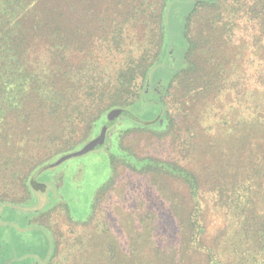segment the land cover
I'll use <instances>...</instances> for the list:
<instances>
[{
	"label": "rangeland",
	"instance_id": "rangeland-1",
	"mask_svg": "<svg viewBox=\"0 0 264 264\" xmlns=\"http://www.w3.org/2000/svg\"><path fill=\"white\" fill-rule=\"evenodd\" d=\"M198 1L167 0L162 62L150 73L143 98L130 108L139 120L155 121L154 129L120 114L102 147L38 171L43 162H55L61 152L86 143L83 115L68 117L65 111L76 98L68 86L79 79L86 86V75L114 76L135 45L148 46L146 34L157 26L153 15L164 1L24 0L22 9L31 7L38 16V21L33 17L32 49L21 58V67L34 79L20 92L21 105L7 108L0 123V264H177L164 253L183 250L179 242L189 236L190 214L199 205L205 230L193 256L204 257L196 250L212 245L226 226L225 210L215 207L222 205L218 190L227 193L233 187L227 176L219 181L229 170L213 159L228 153L212 147L217 138V144L223 142L211 128L222 127L210 116L216 98L194 92L186 106L180 104L182 89L170 90L166 101L174 110V131L165 129L167 116L159 103L172 72L184 63L182 30ZM190 26L196 29L202 22ZM205 58L203 51L197 55L198 68ZM56 68L51 74L49 69ZM51 83L67 96L64 102L52 98ZM105 86L102 90H112ZM216 101L221 108L223 100ZM105 124L106 118L98 121L91 139ZM144 159L167 167H139ZM32 175L46 186L44 196L31 192Z\"/></svg>",
	"mask_w": 264,
	"mask_h": 264
},
{
	"label": "trees",
	"instance_id": "trees-1",
	"mask_svg": "<svg viewBox=\"0 0 264 264\" xmlns=\"http://www.w3.org/2000/svg\"><path fill=\"white\" fill-rule=\"evenodd\" d=\"M163 1L162 8L153 15L157 26L146 34L148 46L139 49L135 45L130 58L120 63L114 76H90L91 79H87L86 75L83 78L86 86L80 83L81 79L68 86L69 90L76 91V98L65 105V111L69 112L68 117L77 112L83 115L82 121L86 123L82 141L88 143L94 139L91 138L99 120L106 118L103 128L108 131L120 114L129 116L141 127L154 129L155 121L139 120L130 108L143 98L150 73L162 62L167 0ZM23 5L24 0H0V123L5 120L7 108L21 105L20 92L31 88L34 79L30 71L21 67V58L32 49L29 42L34 31L33 17L38 21V16L30 13L33 12L31 7L22 9ZM198 21L202 22L201 27L194 29L190 26V23ZM182 35L185 40L184 63L172 72L171 81L163 88L159 100L167 116L165 129L174 131L176 126L174 110L166 101L172 95L170 90L182 89L180 104L186 106L191 105L189 101L194 92L214 96L216 99L210 116L215 121L219 120L222 127L215 129L212 125L211 128L216 130V137L223 138V142L217 144V138L212 147H224L228 153L222 152L218 158L216 154L213 159L215 162L223 161L224 171L229 170L227 175L219 177V181H226L224 178L227 176L233 187L227 193L224 189L218 190L222 205L215 204V207L225 210L226 226L212 245L196 250L204 257L194 259L193 256V248L205 230L198 219L202 209L199 202L197 211L190 214L192 222L187 234L191 236L185 238L182 235L179 242L183 250L176 253L165 251L163 257H174L172 260L175 262L177 259V264H264V0H199L186 18ZM201 51L206 53V58L203 68H198L195 59ZM49 70L53 74L60 68ZM201 70L203 73L199 76ZM56 74V78L59 77V73ZM108 83L112 90H102L101 87ZM55 84H50L53 89L48 92L53 93L55 97L52 98L56 102H64L67 96L61 95ZM37 86L39 90L44 89L43 84ZM221 93L225 97L217 99ZM95 98L99 103L96 109L93 108ZM216 100H220L218 103L223 100L221 108ZM82 107L86 108L84 112ZM93 109L96 111H89ZM85 144L66 149L55 162H43L38 171L84 154L80 151ZM233 153L235 156L231 155ZM137 163L143 168L167 167L166 163L150 159ZM237 165L239 170L233 173V167ZM183 172L187 175L185 170ZM34 175L30 178L31 192L38 197L44 196L46 186L38 183ZM66 208L68 210L67 204Z\"/></svg>",
	"mask_w": 264,
	"mask_h": 264
},
{
	"label": "water",
	"instance_id": "water-1",
	"mask_svg": "<svg viewBox=\"0 0 264 264\" xmlns=\"http://www.w3.org/2000/svg\"><path fill=\"white\" fill-rule=\"evenodd\" d=\"M105 139H106V128L103 129V131L99 136L86 143L84 148L80 152L85 153L102 147L105 143Z\"/></svg>",
	"mask_w": 264,
	"mask_h": 264
}]
</instances>
